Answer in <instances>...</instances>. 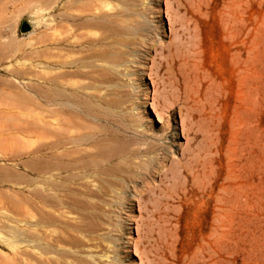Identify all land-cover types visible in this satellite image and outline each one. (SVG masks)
I'll return each mask as SVG.
<instances>
[{
	"label": "rangeland",
	"instance_id": "1",
	"mask_svg": "<svg viewBox=\"0 0 264 264\" xmlns=\"http://www.w3.org/2000/svg\"><path fill=\"white\" fill-rule=\"evenodd\" d=\"M60 260L264 264V0H0V264Z\"/></svg>",
	"mask_w": 264,
	"mask_h": 264
},
{
	"label": "bare ground",
	"instance_id": "2",
	"mask_svg": "<svg viewBox=\"0 0 264 264\" xmlns=\"http://www.w3.org/2000/svg\"><path fill=\"white\" fill-rule=\"evenodd\" d=\"M111 63V62H110ZM112 64V63H111ZM71 122H73L72 120H70ZM69 120H68V122H62V123H64V126H63V128L62 129H60L61 130V134L59 133L60 132V130H58V129H54L55 131H59L58 133L60 134L59 135V137H58V140H55V141H58L57 143H54V146H52L53 147V149L55 148V149H59V148H69L70 146L72 147V145L73 146H82V145H84V144H86V141H87V138H84L83 136H74L75 134H74V131H73V127L71 126V122H70ZM161 121V120H160ZM65 123H67V124H65ZM78 123V122H77ZM75 125H76V121H75V123H74ZM82 124V126L80 125V123H78V125L79 126H81V127H79V129H83V128H86V123L85 124H83V123H81ZM74 125V127H77V125L75 126ZM84 125H86L85 127H84ZM88 125H90V124H88ZM88 127H90L91 128V125L90 126H88ZM87 127V128H88ZM58 128V127H57ZM59 128H60V126H59ZM74 130H76L77 131V128L76 129H74ZM85 130V129H84ZM75 131V132H76ZM78 132V131H77ZM76 132V133H77ZM84 132V131H83ZM144 132V131H143ZM142 132V133H143ZM79 133H81V130H79ZM85 134H84V136L85 135H87L86 134V132H84ZM74 134V135H73ZM87 136H89V134L87 135ZM87 136H85V137H87ZM56 137V136H55ZM154 142V141H153ZM53 143V142H52ZM53 145V144H52ZM85 146V145H84ZM133 148V147H132ZM143 148V147H142ZM141 148V149H142ZM156 148V147H155ZM145 149V151L147 150V148H144ZM153 149V148H152ZM60 150V149H59ZM103 150V149H102ZM101 150V151H102ZM127 151H128V149H126ZM70 151V150H69ZM117 151H119V150H117ZM137 151V150H136ZM148 151H150V150H148ZM157 151V150H156ZM77 152V151H76ZM134 152V151H133ZM139 152V151H138ZM142 152V151H141ZM144 152V151H143ZM67 153H69L68 151H67ZM71 153V152H70ZM154 153V152H153ZM152 153V154H153ZM72 154V153H71ZM101 154V153H100ZM148 154H150V153H148ZM100 156H102V155H100ZM106 156V155H105ZM128 156V153H125L124 151H121L120 150V152H116V153H112V155H109L108 157H107V159L105 160L106 161V163H112L114 160H125V159H127L126 157ZM136 156H138V155H136ZM140 156V155H139ZM138 156V157H139ZM142 156V155H141ZM146 156V155H145ZM144 156V157H145ZM138 157L137 158H135V160L137 159V160H139L138 159ZM141 158H143V157H141ZM140 158V160L137 162V160L135 161L133 158V160H131V161H133V163H135L136 162V167L133 165V163H132V165L135 167V169L136 170H139L138 168H140V170L141 169H143L144 167H146V163L144 162V161H142V160H146L145 158L144 159H141ZM149 158V157H148ZM101 160V159H100ZM103 161V160H102ZM130 161V160H129ZM101 162V161H100ZM104 162V161H103ZM147 162V161H146ZM93 162H91L90 163V165L92 164ZM131 163V162H130ZM149 163V162H148ZM88 164V163H87ZM96 164H98V165H100V164H102V163H96ZM96 164L94 165V166H96ZM119 164H121L120 162H119ZM118 164V165H119ZM128 164H129V162H128ZM90 165L88 164V167H90ZM97 165V166H98ZM109 165V164H108ZM96 166V167H97ZM116 166V165H115ZM114 166V167H115ZM131 166V165H130ZM93 167V166H92ZM99 167H101V166H99ZM132 167V166H131ZM108 168V167H107ZM86 169V168H85ZM90 169V168H89ZM98 169L99 168H97V172H98ZM105 168H103V170H104ZM110 169H113V167L111 168V165H110ZM94 170V169H93ZM100 171H103V170H101V169H99ZM106 170V169H105ZM104 170V171H105ZM109 170V169H108ZM108 170H106V171H108ZM136 170H134L135 172H136ZM139 170V171H140ZM133 171V170H132ZM102 173H104V172H102ZM102 173H101V175H102ZM106 173H108V172H106ZM95 174H97V173H95ZM132 174H134V172H132ZM137 174H138V172H137ZM98 175V174H97ZM104 175V174H103ZM127 175V174H126ZM136 175V174H135ZM139 175H141V174H139ZM131 176V175H130ZM104 177V176H103ZM105 178H107V177H105ZM124 178V177H123ZM130 178V177H129ZM100 179V178H99ZM108 179V178H107ZM119 179V178H118ZM101 180V179H100ZM97 182H99V180L97 181ZM102 182V181H101ZM104 182V181H103ZM118 182H119V180H118ZM117 182V183H118ZM103 185H104V183H103ZM106 185V184H105ZM109 185V184H108ZM117 185V184H116ZM126 185V184H125ZM107 186V185H106ZM110 186V185H109ZM124 186V185H123ZM120 187V186H119ZM101 189H102V187H100ZM126 188V187H125ZM98 189V188H97ZM117 189H119L120 190V188H117ZM117 189H116V192L118 193V191H117ZM109 190V189H108ZM112 190V189H111ZM124 190V189H123ZM99 191V190H98ZM104 191V190H103ZM122 191V190H121ZM104 192H106V191H104ZM109 192V191H108ZM113 192V191H112ZM114 193H115V190H114ZM113 193V196L114 197H116V193L114 194ZM121 193V192H120ZM88 194V193H87ZM95 194V193H94ZM100 195H101V193H99ZM89 195V194H88ZM96 195V194H95ZM111 195V194H110ZM120 194L118 193V196H119ZM117 196V197H118ZM111 198V197H110ZM113 198V197H112ZM119 198V197H118ZM68 199V198H67ZM72 200V199H71ZM70 199H69V201H71ZM88 204V203H87ZM88 207V206H87ZM90 207H91V204H90ZM91 209V208H90ZM72 214V213H71ZM86 216V215H85ZM226 216H227V211H226V209H223V211H222V213L220 214V217H219V219H220V223H221V226H224L225 225V222H226ZM87 217V216H86ZM54 218V217H53ZM52 218V219H53ZM59 218H61V217H58V219ZM63 219H64V217H63ZM77 219V218H76ZM82 219V218H81ZM65 220V219H64ZM67 220V219H66ZM68 222H70V221H68ZM72 222H73V220H72ZM74 223V222H73ZM75 223H76V221H75ZM74 223V224H75ZM91 223V222H90ZM79 224V223H78ZM71 225V224H70ZM84 225V224H83ZM81 228H82V226H80ZM101 229V228H100ZM84 230V229H83ZM86 230V229H85ZM99 230V229H98ZM97 230V231H98ZM76 231H78V230H76ZM101 231H103V230H101ZM80 232V231H79ZM105 232H106V230H105ZM107 233V232H106ZM94 236V235H93ZM107 237H109V236H107ZM100 238V237H99ZM90 239V238H89ZM97 239V238H96ZM102 239V238H101ZM100 240V239H99ZM58 243V242H57ZM79 243H81V242H79ZM83 243V242H82ZM67 245V244H66ZM73 245H75V244H73ZM97 246H98V244H97ZM94 247V246H93ZM45 252V251H44ZM66 252V251H65ZM50 253V252H49ZM96 256V255H95ZM40 257V256H39ZM38 257V258H39ZM53 257V256H52ZM63 257H64V255H63ZM70 257V256H69ZM41 258V257H40ZM65 258H67V257H65ZM57 258H55L54 259V261L56 260ZM162 259V258H161ZM47 260V259H46ZM48 261V260H47ZM57 261V260H56ZM61 261V263L63 262V260H60ZM75 261V260H74ZM108 261V260H107ZM59 262V261H58ZM163 262H164V260H163ZM48 264H49V262H47ZM76 263V262H75ZM103 263H106V262H103ZM62 264H65V262H63ZM106 264H108V263H106ZM113 264V263H112ZM116 264H119V263H116Z\"/></svg>",
	"mask_w": 264,
	"mask_h": 264
},
{
	"label": "water",
	"instance_id": "3",
	"mask_svg": "<svg viewBox=\"0 0 264 264\" xmlns=\"http://www.w3.org/2000/svg\"><path fill=\"white\" fill-rule=\"evenodd\" d=\"M21 29H22L23 32L30 31L32 29V25L28 21L24 20L22 22Z\"/></svg>",
	"mask_w": 264,
	"mask_h": 264
}]
</instances>
